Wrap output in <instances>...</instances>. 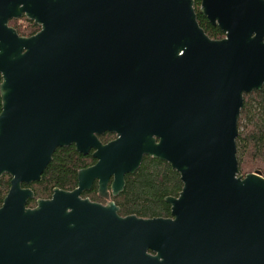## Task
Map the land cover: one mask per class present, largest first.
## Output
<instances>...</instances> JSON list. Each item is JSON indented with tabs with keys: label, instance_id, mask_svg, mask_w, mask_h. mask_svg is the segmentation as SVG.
Here are the masks:
<instances>
[{
	"label": "water",
	"instance_id": "95a60500",
	"mask_svg": "<svg viewBox=\"0 0 264 264\" xmlns=\"http://www.w3.org/2000/svg\"><path fill=\"white\" fill-rule=\"evenodd\" d=\"M43 30H0V264H137L162 240L190 264H264V177L236 156L244 94L264 84V0H51ZM105 132L116 138L102 143ZM97 159L77 187L26 207L57 147ZM182 188L171 217L122 216L113 201L143 157Z\"/></svg>",
	"mask_w": 264,
	"mask_h": 264
},
{
	"label": "trees",
	"instance_id": "16d2710c",
	"mask_svg": "<svg viewBox=\"0 0 264 264\" xmlns=\"http://www.w3.org/2000/svg\"><path fill=\"white\" fill-rule=\"evenodd\" d=\"M200 0H194L197 21L211 39H221L223 32L211 25L199 12ZM1 81V78H0ZM1 110V99H0ZM236 156L240 174L259 171L264 177V84L260 90L244 94L243 107L237 122ZM105 135L101 136V140ZM92 161L91 155L76 152L74 146L57 148L38 183L37 195H49L52 187L72 190L77 183V171ZM8 182L0 180L2 191ZM182 183L179 174L170 165L157 158L145 156L138 170L126 176L123 191L115 199L122 216L135 214L143 218L169 215V205L164 198L177 195ZM89 193L83 194V196ZM93 200H96L93 197ZM33 202L31 201L30 205Z\"/></svg>",
	"mask_w": 264,
	"mask_h": 264
},
{
	"label": "flooded vegetation",
	"instance_id": "af4514ba",
	"mask_svg": "<svg viewBox=\"0 0 264 264\" xmlns=\"http://www.w3.org/2000/svg\"><path fill=\"white\" fill-rule=\"evenodd\" d=\"M50 1L51 0H0V30H8L9 29V30L15 32L19 37H26V38L40 33L43 30V20L45 19L47 11L49 10V8L47 6H49L48 3ZM0 78H1V75H0ZM103 135H105V139L101 140V136H103ZM98 138L100 139V141L102 143L105 144V143L115 139L116 135H115V133L105 132L102 135H99ZM72 146H74V145H72ZM57 148H61V147H57ZM74 149H75V147H74ZM92 152H93V150H90L87 154H82V155L90 154L92 161L89 164H87L86 166L80 168L79 170L85 169L87 167H90V166H93L96 164L97 159H95L92 156ZM79 154H81V153H79ZM52 156H53V154H52ZM140 165H141V163H140ZM138 168H137V170H138ZM78 171H77V176H78ZM42 174H41V179L38 181H31L29 183H22L21 184V186L23 188H28L33 192V198L27 199V202H26V207H28V208L35 207L36 202L39 199L51 198V196L53 194V190L55 188H59V187H52L51 193L49 195H47V193H46V195L45 194L40 195V196L37 195L38 194L37 190L39 187L38 183L42 180ZM127 175H129V174L125 175V180H126ZM2 178H4L5 181L7 180L8 185H7V188L4 191H2V198H1V202H0V207L2 206L4 198L6 197L8 191L10 189V180H11V177L8 174L2 175L0 177V180ZM111 181H112V177L110 178L109 186L107 189L108 198H104V197L99 196V194H98V180L97 179H95L93 181V184H92L90 190L84 191L81 194V197L82 198H88L93 202H97V203H101V204H106L109 201H113L116 204L115 199L118 197V195L121 192L117 196L112 195V192L110 189ZM76 187H77V183H76L75 188ZM75 188H73V189H75ZM59 189H61V188H59ZM62 190H65V189H62ZM67 191H71V190H67ZM179 192L177 193V195H170V196L177 197ZM85 193H89V194L83 196V194H85ZM93 197H95L96 200H93ZM166 197H168V196H166ZM165 198H164V200H165ZM31 201L33 202L32 205H30ZM160 217H163V218L171 217L170 205H169V215L168 216H160ZM156 243L157 244L155 246H153L151 249H147V254L149 255V257L138 259L137 264H190L189 255L184 253V252L179 251L180 249H184V247H182V248L181 247L180 248L179 247H169L168 245H165V243H167V242L162 241V240H157Z\"/></svg>",
	"mask_w": 264,
	"mask_h": 264
},
{
	"label": "rangeland",
	"instance_id": "374dc122",
	"mask_svg": "<svg viewBox=\"0 0 264 264\" xmlns=\"http://www.w3.org/2000/svg\"><path fill=\"white\" fill-rule=\"evenodd\" d=\"M240 174V173H239ZM242 176H244L243 174H241Z\"/></svg>",
	"mask_w": 264,
	"mask_h": 264
}]
</instances>
